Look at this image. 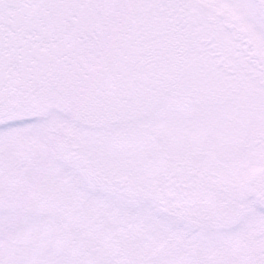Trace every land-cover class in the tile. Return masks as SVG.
<instances>
[{
  "label": "snow or ice",
  "instance_id": "6c2138e0",
  "mask_svg": "<svg viewBox=\"0 0 264 264\" xmlns=\"http://www.w3.org/2000/svg\"><path fill=\"white\" fill-rule=\"evenodd\" d=\"M0 264H264V0H0Z\"/></svg>",
  "mask_w": 264,
  "mask_h": 264
}]
</instances>
